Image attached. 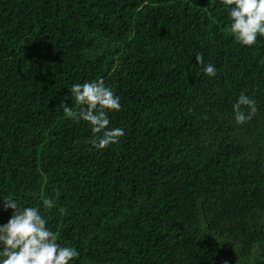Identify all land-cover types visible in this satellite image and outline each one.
<instances>
[{"label":"trees","instance_id":"16d2710c","mask_svg":"<svg viewBox=\"0 0 264 264\" xmlns=\"http://www.w3.org/2000/svg\"><path fill=\"white\" fill-rule=\"evenodd\" d=\"M231 23L222 0H0V227L11 197L70 264H264V36ZM100 79L125 135L98 150L61 105Z\"/></svg>","mask_w":264,"mask_h":264},{"label":"clouds","instance_id":"9594fccd","mask_svg":"<svg viewBox=\"0 0 264 264\" xmlns=\"http://www.w3.org/2000/svg\"><path fill=\"white\" fill-rule=\"evenodd\" d=\"M230 6V31L245 46L256 43L258 36H264V0H222ZM205 75L214 77L216 68L205 64L203 54L196 55ZM72 97L81 107L78 111L62 104L64 114L79 123L91 125L93 138L88 142L95 148L105 149L120 141L125 135L122 128H109V111L121 110L120 98L105 86L104 80L75 84L70 89ZM248 112L245 114L244 109ZM238 124L250 121L257 113L256 101L241 94L233 105ZM5 207L14 210L8 223L0 227V264H70L79 255L75 248L58 243L57 235L47 227V221L38 208H19L11 197L4 200ZM45 208H51L54 201L43 198Z\"/></svg>","mask_w":264,"mask_h":264}]
</instances>
